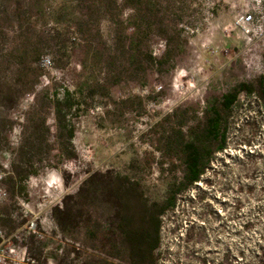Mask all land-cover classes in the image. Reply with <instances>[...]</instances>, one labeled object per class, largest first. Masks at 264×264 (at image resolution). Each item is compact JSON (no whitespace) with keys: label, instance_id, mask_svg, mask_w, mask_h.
<instances>
[{"label":"rangeland","instance_id":"1","mask_svg":"<svg viewBox=\"0 0 264 264\" xmlns=\"http://www.w3.org/2000/svg\"><path fill=\"white\" fill-rule=\"evenodd\" d=\"M39 4L42 77L36 99L24 96L11 113L12 145L33 148L39 174L23 191L0 169V264L264 261V0ZM149 55L166 59L152 66ZM66 90L72 147L55 107H44L63 105ZM225 95L237 96L233 112ZM216 109L222 152L208 133ZM188 144L208 168L172 210ZM68 208L81 218L63 231Z\"/></svg>","mask_w":264,"mask_h":264},{"label":"trees","instance_id":"2","mask_svg":"<svg viewBox=\"0 0 264 264\" xmlns=\"http://www.w3.org/2000/svg\"><path fill=\"white\" fill-rule=\"evenodd\" d=\"M39 0H0V169L6 173L5 183H9L14 189L25 191V183L31 176L39 174L36 168L35 154L33 148H25L20 144L17 148L13 147L11 135L16 127V121L12 117V111L19 105L21 99L29 94L35 93L36 87L39 85V80L42 77L39 57L44 48V43L36 42L37 27H36V12L39 8ZM138 38L136 45L141 42ZM132 43V42H131ZM139 46V45H138ZM136 54H130L129 60H136ZM140 54L138 53V56ZM99 54L95 56L98 60ZM152 66L161 64L166 58L158 61L152 55H149ZM245 90V89H244ZM247 91V90H246ZM252 95L253 91H247ZM71 93L65 91L63 105L57 101L55 105L52 101L44 102V107H55L56 120L62 127V138H65L70 147L75 136L74 127L67 125V114L64 107L72 108L70 100ZM223 106L227 111L233 112L237 103L236 95H225ZM264 102V92L262 93ZM38 108H34V111ZM46 123V121H45ZM38 133V132H34ZM209 135L219 145L217 151L222 152L227 146V133L222 130V115L216 109L214 117L209 122ZM38 135L35 134L34 141L38 140ZM43 136V135H41ZM43 142L45 141L44 136ZM27 143V140H26ZM28 143L34 147L31 140ZM186 173L182 182L176 187L171 199L169 200V209H174L176 206V198L178 195L188 191L196 183L201 181L204 176L207 165L204 164V155L200 148L193 144L186 145ZM6 156H12V161L9 163V169L4 167L3 159ZM75 156V155H72ZM68 158H75L69 156ZM81 191L79 196H81ZM81 215L74 213L73 209H64L58 215V224L63 231H66L70 226L79 224ZM159 228L157 230L158 234ZM138 243V241H136ZM158 241L155 245L149 248L151 255L157 249ZM138 247V246H137ZM264 261H260V264Z\"/></svg>","mask_w":264,"mask_h":264},{"label":"built area","instance_id":"3","mask_svg":"<svg viewBox=\"0 0 264 264\" xmlns=\"http://www.w3.org/2000/svg\"><path fill=\"white\" fill-rule=\"evenodd\" d=\"M243 20H244V22L249 23V22H251L253 20V16L252 15L245 16L243 18ZM42 62H44V64L45 63H51V61L49 59H43Z\"/></svg>","mask_w":264,"mask_h":264}]
</instances>
